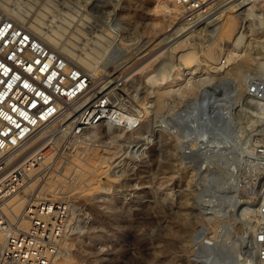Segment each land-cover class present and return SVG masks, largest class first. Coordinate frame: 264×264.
<instances>
[{
  "label": "rangeland",
  "instance_id": "374dc122",
  "mask_svg": "<svg viewBox=\"0 0 264 264\" xmlns=\"http://www.w3.org/2000/svg\"><path fill=\"white\" fill-rule=\"evenodd\" d=\"M252 1L250 26L239 23L248 4L222 7L177 35L180 11L161 7L165 0H0L4 15L39 28L42 41L91 76L89 95H106L139 123L81 137L50 126L35 134L44 135V157L13 198L75 206L78 232L58 262L264 264L247 248L255 219L239 206L245 196L224 190L243 175L236 159L256 137L245 92L264 56V26L256 22L264 23V0ZM230 10L236 22L228 36L223 18H213ZM197 107L215 109L225 129L207 126Z\"/></svg>",
  "mask_w": 264,
  "mask_h": 264
},
{
  "label": "built area",
  "instance_id": "2783aa9c",
  "mask_svg": "<svg viewBox=\"0 0 264 264\" xmlns=\"http://www.w3.org/2000/svg\"><path fill=\"white\" fill-rule=\"evenodd\" d=\"M231 1L171 0L179 8V24L187 28L197 27ZM90 87L91 76L86 71L0 11L2 264H53L65 253L67 240L78 232L79 216L69 200L31 201L24 211L26 229L2 211L6 199L20 191L27 171L44 157L37 151L17 162L24 145L44 126L81 137L96 127L134 129L139 124L106 95H89ZM245 96L250 107L257 109L256 114L249 111L256 121V137L236 159L243 175L229 179L226 188L243 194L252 209L255 224L248 249L252 257L264 263V74L254 73ZM203 115L207 126L225 129L226 121L215 109L203 111Z\"/></svg>",
  "mask_w": 264,
  "mask_h": 264
},
{
  "label": "bare ground",
  "instance_id": "6f19581e",
  "mask_svg": "<svg viewBox=\"0 0 264 264\" xmlns=\"http://www.w3.org/2000/svg\"><path fill=\"white\" fill-rule=\"evenodd\" d=\"M21 1V0H20ZM42 1V0H41ZM170 1V2H169ZM252 0H233V1H231V2H229V3H227V4H224L223 6H221V7H219L214 13H213V15H212V17L213 16H215L216 14H218V11H219V9H221L222 7V9H225V8H230L231 6H236V7H245L247 4H248V10L249 11H247V15H248V17L245 15V16H243V12H242V14H241V18H240V21H239V23H241V20L242 19H244L243 21L244 22H247L248 23V25L250 26L251 25V23L250 22H252V23H254L253 21H251V19L252 18H254V8L252 7V4H255L254 3V1H252ZM38 2V1H37ZM15 3V2H14ZM45 3V2H44ZM34 4V3H33ZM168 6H171L170 7V9H168L169 10V12L170 11H173L176 15L179 13L178 11H179V8L175 5V4H171V0H165V3L161 6V7H164V8H168ZM13 7V6H12ZM39 7V6H38ZM50 7V6H49ZM19 8V7H18ZM31 9V8H30ZM40 10H42V11H45V12H47V10H48V7L46 6V5H42L40 8H39ZM50 9V8H49ZM53 9V8H52ZM18 10V9H17ZM51 10V9H50ZM25 11H26V9H25ZM42 11H38L37 13L38 14H42L41 12ZM162 11V10H161ZM62 13V12H61ZM227 14H222V15H220V16H218L217 18H213V20L215 21V19H218L219 17L221 18H223V20H221V25L223 26V32H224V34L226 33V35L227 34H229V33H231L232 32V30H233V28H234V25H235V22H236V18H235V16H234V14H232V12H231V10L230 11H227L226 12ZM24 14V13H23ZM34 14V13H33ZM69 14V13H68ZM15 15V14H14ZM36 15V14H35ZM224 15V16H223ZM41 16V15H40ZM72 16V15H71ZM261 16H264V14H261ZM51 17V16H50ZM13 18V17H12ZM43 18V17H42ZM46 18V17H45ZM73 18V17H72ZM226 18H227V20H226ZM30 19H32V18H30ZM21 20V19H20ZM36 20V19H35ZM67 20V19H66ZM69 20V19H68ZM219 20V19H218ZM43 21V20H42ZM24 22V21H23ZM53 22V21H52ZM256 22L258 23V26H262V24H263V26H264V23H260V20H256ZM211 23V22H210ZM220 23H218V24H220ZM24 24H25V22H24ZM217 24V23H216ZM215 24V25H216ZM31 25V24H30ZM34 25V24H33ZM44 25V24H43ZM179 26L178 27H176V29H174L175 31L174 32H176L177 33V35H182L183 33H186V32H188L189 31V29L190 28H187V27H184L183 25L181 26L180 24H178ZM45 26V25H44ZM218 26V25H217ZM24 27L25 28H27L31 33H33L34 35H36V36H38L39 35V33H40V29L38 28V30H35V29H37V28H35V29H33L34 27H31V26H29V25H27V26H25L24 25ZM38 27V26H37ZM74 27V26H73ZM216 27V26H215ZM45 28V27H44ZM46 29V28H45ZM62 29V28H61ZM66 29V28H65ZM218 29V28H217ZM216 29V30H217ZM49 30H51V28L49 29ZM215 30V31H216ZM43 31V30H42ZM45 31V30H44ZM54 31V30H53ZM51 32H52V30H51ZM259 33V32H258ZM38 34V35H37ZM49 34V33H48ZM54 34V33H53ZM174 34V33H173ZM41 35V34H40ZM46 35V34H45ZM44 35V36H45ZM76 35V34H75ZM228 36H230V34L228 35ZM41 40H45V39H42V37H40V36H38ZM173 37H174V35H173ZM53 38V37H52ZM58 38V37H57ZM167 38V37H166ZM170 38H172V37H170ZM48 39V38H47ZM68 39V38H67ZM72 39V38H71ZM81 39V38H80ZM257 39V38H256ZM48 41H49V39H48ZM45 42V41H44ZM54 42V41H53ZM98 42V41H97ZM160 42V41H159ZM46 43H47V41H46ZM63 43V42H62ZM96 43V42H95ZM47 44H49V42L47 43ZM50 44H51V41H50ZM56 44V43H55ZM97 44V43H96ZM259 44V43H258ZM160 45V44H159ZM85 46V45H84ZM99 46V45H98ZM83 48V47H82ZM150 49V48H149ZM155 49V48H154ZM62 50H64V49H62ZM70 50V49H69ZM72 50V49H71ZM153 50V49H152ZM83 51V50H82ZM85 52V51H84ZM78 56V55H77ZM79 56H80V54H79ZM72 56H70V55H67V58L69 59V58H71ZM261 59H263L264 60V56H260V57H257V61H256V63H257V71H258V73L260 74V75H262V74H264V61L262 62V64H261V62H260V60ZM70 61H71V59H69ZM81 61H82V58L80 59ZM79 60V61H80ZM87 61V60H86ZM74 62V61H73ZM85 63V62H84ZM79 65V64H78ZM87 66H88V64H87ZM92 66V65H91ZM96 71V70H95ZM97 72V71H96ZM98 73V72H97ZM96 75V74H95ZM98 75V74H97ZM251 112L252 113H254V114H256L257 113V109H253V108H251ZM45 133V132H44ZM34 138H33V140L31 141V143H30V145L29 146H27V148L24 150V151H27V154H31V153H35V151H39V149H44V147L46 146V143H45V138H44V135L43 134H39V135H37V136H33ZM48 140V139H47ZM46 140V141H47ZM33 147V148H32ZM248 145L246 146V148L248 149ZM24 153V152H23ZM22 152H19V158L17 159V162L18 161H20V156L22 155H24L25 156V154H23ZM29 154V155H30ZM23 158V157H22ZM21 158V159H22ZM98 162V161H97ZM79 162H76V164H78ZM95 164V163H94ZM38 165V164H37ZM39 166V165H38ZM38 168V167H37ZM34 169H36V168H34ZM30 171V170H29ZM93 171V170H92ZM31 172V171H30ZM30 172H28V173H26L25 175H24V178H28V174L30 173ZM93 181V180H92ZM225 190V192H226V194L227 193H233V195L235 196V193L233 192V191H230V190H228V188H225L224 189ZM44 197V196H43ZM12 198V199H11ZM30 199H32V198H30ZM29 199V200H30ZM37 199H47V198H41V197H38V198H35L34 200H32V201H35V200H37ZM227 200H226V202L227 203H229V202H232V199H230V198H226ZM241 199H236V202H237V204L239 205V201H240ZM244 201H242L241 202V204L239 205V206H241V205H244L243 206V208H242V211L244 212V213H246V214H248L249 216H253L254 217V215H253V211H252V209L246 204V199H243ZM31 201H28L26 204L24 203V199L22 200H14V198H13V196L11 197H8L7 199H6V201H5V203L3 204V206H2V211L4 212V213H6V215L7 216H10V218L11 217H16L15 218V222H17V224H18V226L21 228V229H26V227H27V222H26V220H25V217H24V215H23V211H25L24 210V208L26 209V207L28 206V204L30 203ZM12 219V218H11ZM255 222V221H254ZM253 229H254V225H253V227L251 228V229H249L248 230V232L250 233V237L248 238V241L251 239V237H252V232H253ZM200 234V233H199ZM197 238H199V235H197L196 236V239ZM3 239H4V237H3V235L2 234H0V242L1 241H3ZM247 241V242H248ZM4 242V241H3ZM203 243H202V245L203 246H205V247H209L210 246V240H207V239H203V241H202ZM248 244V243H247ZM2 246V245H1ZM248 248V247H247ZM63 259H65V262H64V264H70V258H69V256H66L65 258H63ZM62 259V260H63ZM64 261V260H63ZM62 261V262H63ZM62 262H58V261H56L54 264H61Z\"/></svg>",
  "mask_w": 264,
  "mask_h": 264
}]
</instances>
